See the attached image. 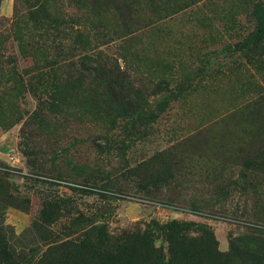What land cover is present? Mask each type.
Instances as JSON below:
<instances>
[{"label": "rangeland", "instance_id": "obj_1", "mask_svg": "<svg viewBox=\"0 0 264 264\" xmlns=\"http://www.w3.org/2000/svg\"><path fill=\"white\" fill-rule=\"evenodd\" d=\"M45 1L71 16L81 15L73 1ZM250 2L199 0L193 11L174 14L141 30L131 47L138 48L147 60L145 65L120 47L115 37L124 30L116 11L104 7L100 14L108 25L102 30L109 31L112 40L103 48L120 68L137 67L144 72L141 76L148 68L164 74L166 66L174 77H180L182 71L193 73L199 61L207 59L222 70L232 69L233 59L240 61L232 44L254 25ZM15 8V0L0 3V35L7 37V42L0 44V55L5 61L16 59L18 68L11 79L0 78V170L9 173L11 193L23 195L27 202L24 209L8 206L0 211L3 225L15 234L9 238L10 244L29 248L19 247L17 240H22L23 231L33 222L41 221V194L70 197L72 209L76 208L53 222V228L67 226L69 232H75L87 225L76 224V210L92 215L94 224L104 227L83 229L87 246L81 251L72 244L68 252H52V259L42 261L39 259L48 250L38 246L20 264H164L170 252L173 264H264V238L250 229L251 223L264 225V174H257L253 189L241 191L230 186L240 169L234 161L239 152L234 150L236 144L225 145L222 136L231 124L226 115L243 101L248 88L217 76L205 89L201 85L197 90L188 89L183 99L169 106L159 95L151 96L154 105L157 103L152 112L155 118L148 122L153 132L125 149L107 138L106 126L92 121L89 109L81 103L73 102L72 111L65 115L52 113L47 125L41 127L37 120L44 110L34 78L27 73L32 59L24 58L10 37ZM226 17L232 22L228 28L221 19ZM132 76L136 79L140 74ZM235 129L238 132L239 127ZM198 132L200 138L186 147L189 169L179 171L178 184L169 190L180 204L143 196L127 169L163 148L175 135ZM172 222L181 226L180 237L169 242L166 225ZM80 232L67 239L73 240ZM42 234L37 232L35 241L45 240ZM93 242L100 245L95 251ZM151 248L156 250L152 257Z\"/></svg>", "mask_w": 264, "mask_h": 264}, {"label": "trees", "instance_id": "obj_2", "mask_svg": "<svg viewBox=\"0 0 264 264\" xmlns=\"http://www.w3.org/2000/svg\"><path fill=\"white\" fill-rule=\"evenodd\" d=\"M69 1L81 9V15L71 16L58 7L48 5L45 0H15L10 37L21 55L32 59L31 69L27 73H31L34 78L40 108L44 110L40 121L37 120L38 124L45 127L52 113L65 115L72 111L73 102L81 103L89 109L87 115L91 116L92 121L106 126L107 138L119 142L125 149L153 132L148 122L155 118L152 112L157 103L154 105L156 100L151 99V96L159 95L161 101L169 106L183 99L188 89L197 90L200 85V88L205 89L217 76L220 79H231L240 87L246 86L248 90L243 101L226 115L231 124H227L229 129L222 136L225 145L236 144L234 150L239 153L234 161L240 166L236 178L229 185L238 186L241 191L255 188L257 174H264V0H247L251 1L249 5L254 8L253 28L240 34L232 44L241 62L234 58V68L222 70L207 59L205 63L199 61L193 73L182 71L180 77H174L172 69L166 66L164 74L148 68L145 76H141L144 72L137 67L128 70L120 68L116 59L103 48L111 42L112 35L102 30L108 24L100 12L104 7L116 11L124 30L123 34L115 37L118 39L116 41L120 42L122 49L128 50L127 54L133 56L137 63L145 65L148 64L147 60L141 56L138 48L131 47L137 41V33L174 14L193 11L199 0ZM221 19L224 28L232 25L229 18ZM4 37L0 35V44L7 42V37ZM3 57L0 55V78L11 79L18 73L17 61L12 57L5 61ZM137 72L140 77L135 79L132 74ZM235 127H239L238 132H235ZM116 128L120 129V133L113 131ZM196 138H200L199 132L188 136L175 135L163 148L136 161L127 169L126 173L134 178L133 183L143 196L174 206L180 204L179 198L169 190L178 184L179 171L188 168L185 163L186 147L195 142ZM232 157L229 155L230 159ZM8 176V172L0 170V211L8 206L24 209L26 198L11 193ZM41 203V221L33 222L30 228L23 231L22 240H17L19 247H29L26 250L10 244L9 238L13 239L15 234L8 225H3L0 213L1 264H20L24 256L27 253L32 255L38 246L48 250L39 259L42 261L52 259V252H66L72 244L80 247L81 251L87 246L83 242L86 239L84 228L104 229L94 224L96 220L92 215H84L78 210L73 212L78 213L74 219L76 224L85 222L87 225L75 229V232H69L67 226L53 228V222L76 209H72L73 200L70 197L41 194ZM246 216L249 215L246 213ZM176 224L172 222L166 225L165 235L169 242L172 238L180 237L181 226ZM250 225V229L264 238V225ZM40 231H43L45 240L37 242L35 236ZM77 232L80 233L76 238L67 239ZM47 234H50L49 237H46ZM31 236L34 238L30 241ZM99 247L94 242L91 246L94 251ZM154 251V248L150 249L151 257ZM173 258L170 252V258L164 264H173Z\"/></svg>", "mask_w": 264, "mask_h": 264}]
</instances>
